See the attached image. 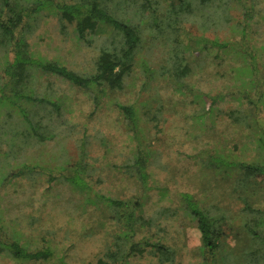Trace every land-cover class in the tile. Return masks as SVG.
Masks as SVG:
<instances>
[{"label": "rangeland", "instance_id": "374dc122", "mask_svg": "<svg viewBox=\"0 0 264 264\" xmlns=\"http://www.w3.org/2000/svg\"><path fill=\"white\" fill-rule=\"evenodd\" d=\"M219 3L220 0L198 3L184 14L177 28H165L164 38L154 40L148 34L140 51L143 61L164 67L166 72L184 51L189 71L179 80L205 92L220 91L224 79L227 82L232 77L228 72L229 63L238 64L239 58L221 61L216 58L215 50L207 53L201 50L200 43L193 42L198 37L238 39L235 27L242 19V12L235 3H230L223 13ZM254 10V18L259 20L253 23L249 34L251 44L264 38V0H255ZM220 12L223 16H219ZM52 21L41 18L36 23L31 46L69 69L90 70L100 42L107 39L110 44L111 37L100 36L91 46H81L61 36ZM7 52L8 49L0 47V73ZM258 52L255 62L262 69L264 50ZM144 81L141 66L136 67L122 89L106 91L97 108L81 90L64 86L62 97L66 95L68 101L62 114L59 117L43 114L42 124H53L54 133L43 142L22 138L20 134L13 136L11 128L16 127V121L8 120L4 125L5 109L0 110V226L27 248L47 247L52 252L46 260L21 261L2 251L0 264H202L199 232L177 210V195L182 191L190 192L206 207H221L228 212L233 225L226 229L224 239L230 246L223 245L221 256L232 264L240 262V253L237 258L236 255L243 243L240 240L234 243L230 237L242 232L240 196H247L258 207L262 192L257 188L237 189L236 174L203 169L193 158L203 151L219 153L225 149L223 152L234 161L253 162L260 130L245 127L244 123L251 119V108L240 107L246 108L244 114L248 119L244 123L241 118V122H235L218 115L214 127H209L206 119L207 127L202 129L193 117L199 107L174 91L173 76L157 73L147 90L140 87ZM235 85L230 80L227 82L230 90ZM134 101L142 104L147 112L142 125L151 149L155 150L149 164V184L154 189L139 197L143 208L128 223L132 226L128 231L122 225L123 216L120 218L108 208L101 196L130 199L140 192L138 184L118 169L131 155L132 141L124 130L116 103ZM78 160L88 164V173L83 176L87 187L81 190L67 186L58 178L49 180L47 171H25L17 178L3 181L13 164L38 165L58 176L61 166ZM155 245L171 250L169 261L160 258ZM218 259L221 264H229Z\"/></svg>", "mask_w": 264, "mask_h": 264}, {"label": "trees", "instance_id": "16d2710c", "mask_svg": "<svg viewBox=\"0 0 264 264\" xmlns=\"http://www.w3.org/2000/svg\"><path fill=\"white\" fill-rule=\"evenodd\" d=\"M254 1L220 0L218 4L223 13L230 3H235L242 12V19L236 22L235 27L238 31V41L207 37L193 40L195 44L200 43L201 50L207 53V50H215L216 58L221 61L239 58L238 64L229 63L228 68V72L232 74L229 80L236 84L230 88L234 89L227 88L229 80L226 82L224 79L223 88L210 93L179 80L189 71L187 54L185 55L184 51V55L177 57L174 66L166 72L164 67L151 66L147 61H143L140 54L148 34L154 40L163 37L165 28H177L185 13L198 3L205 4L208 0H0V47L8 49L0 73V78L3 79L0 83V110L5 109L3 124L13 119L16 121V127L11 128L13 136L20 134L22 138L43 142L54 136L53 124H42L43 114L48 113L49 117H59L62 114L64 104L68 101L66 95L62 97L64 86L81 90L93 100L97 108L106 91L122 89L128 75L139 66L145 75V81L140 85L142 90L148 89L157 73L166 77H169V74L173 76L174 91L187 96L199 107L193 117L202 129L207 127L206 119L209 127H214L218 115L226 116L229 120L232 118L235 122H241V118L244 123L248 119L244 114L246 108L240 107H250L251 119L250 122L244 123L245 127L253 126L252 128L260 130L256 141V159L253 162L234 161L223 152L225 149L219 153L200 152L193 160L200 162L203 169H211L225 175L231 172L236 174L237 189L244 191L257 188L262 192L260 201L257 199V203H260L258 207L250 203L247 196H240L242 232L231 234L230 237L234 243L237 240L243 243L236 255L237 258L240 253V262L236 264H264V68H257L255 62L258 51L264 50V38L255 40L254 44L248 41L249 34L253 31V23L259 20L258 17L254 18ZM223 13L220 12L219 16H223ZM41 18L52 19L54 28L61 36L81 46H91L100 36L111 37L110 44L107 39L100 42L90 70L69 69L56 58L48 59L32 48L31 34ZM223 22H226V19ZM154 26L155 29H152ZM43 82L45 85H42ZM116 107L124 130L132 141L131 155L118 169L138 184L140 192L130 199L105 196H101V199L108 208L117 212L120 218L123 216L122 225L131 231L132 226L129 227L128 223L136 219V212L143 208L142 202L138 201L139 197L154 189L149 184V164L155 150L151 149L142 125V119L147 113L145 107L138 101L116 103ZM4 132L5 130L2 135ZM84 144L81 143L82 146ZM234 146L237 147L235 144ZM202 154L205 156L202 157ZM11 167V171L4 176V182L17 178L25 171L32 173L34 170L47 171L49 180L58 178L71 188L81 190L87 187L83 176L88 173V164L80 160L72 164L66 162L60 167L58 176L33 164H13ZM177 196L178 212L192 221L199 232L202 264H221L218 258L226 262V258L221 256V249L223 245L230 246L224 239L226 229L233 225L228 212L221 207L210 208L202 205L199 199L187 191L179 192ZM155 248L160 258L162 256L163 260L169 261L172 256L170 249L161 245H155ZM2 251L10 258L21 261L46 260L52 254L47 247L29 249L21 245L0 226V252Z\"/></svg>", "mask_w": 264, "mask_h": 264}]
</instances>
